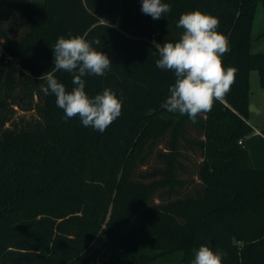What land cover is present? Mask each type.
Segmentation results:
<instances>
[{
	"label": "trees",
	"instance_id": "trees-1",
	"mask_svg": "<svg viewBox=\"0 0 264 264\" xmlns=\"http://www.w3.org/2000/svg\"><path fill=\"white\" fill-rule=\"evenodd\" d=\"M161 2L171 11L153 20L142 0H0V264H192L202 245L222 264H264V130L248 121L251 71L264 88V53L251 51L264 0ZM195 10L219 19L236 72L192 122L161 107L175 75L156 67L155 44L177 42ZM60 36L100 39L112 61L83 77L90 99L108 88L122 102L104 132L63 119L42 90ZM16 107L37 119L15 121Z\"/></svg>",
	"mask_w": 264,
	"mask_h": 264
},
{
	"label": "clouds",
	"instance_id": "clouds-1",
	"mask_svg": "<svg viewBox=\"0 0 264 264\" xmlns=\"http://www.w3.org/2000/svg\"><path fill=\"white\" fill-rule=\"evenodd\" d=\"M141 11L158 20L171 11V6L161 0H142ZM218 25L217 17L199 10L184 13L177 24L184 29L180 39L175 43L155 44L159 53L156 67L172 70L175 75V83L169 87V95L161 105L166 111L187 114L195 122L199 114L210 111L214 101L222 100L230 91L236 69L228 67L225 70L223 66L221 57L230 47L227 37L217 31ZM100 44V39L88 41L79 36H60L51 47L55 67L40 79L47 83L46 87L42 86L43 92L54 94L57 106L64 110L63 119L79 116L85 127L104 132L121 115L122 102L108 88L92 99L84 90L83 77L89 74L104 76L111 67L108 55L93 46ZM60 70L72 74L75 87L71 92H67L54 75ZM225 255L202 245L192 264H222Z\"/></svg>",
	"mask_w": 264,
	"mask_h": 264
},
{
	"label": "rangeland",
	"instance_id": "rangeland-1",
	"mask_svg": "<svg viewBox=\"0 0 264 264\" xmlns=\"http://www.w3.org/2000/svg\"><path fill=\"white\" fill-rule=\"evenodd\" d=\"M252 37V53H264V7L262 4H259L257 7L252 29ZM250 100L251 105H254L256 110L250 109L248 121L256 131H262L264 130V88L261 87L259 72L257 70L251 71L250 75ZM13 117L15 121L25 124L28 123V121H35L37 119L36 111L34 109L24 111L18 107H16V112ZM180 256L181 255L179 254V257ZM169 264L177 263L172 261Z\"/></svg>",
	"mask_w": 264,
	"mask_h": 264
},
{
	"label": "water",
	"instance_id": "water-1",
	"mask_svg": "<svg viewBox=\"0 0 264 264\" xmlns=\"http://www.w3.org/2000/svg\"><path fill=\"white\" fill-rule=\"evenodd\" d=\"M251 110H256L254 105H250Z\"/></svg>",
	"mask_w": 264,
	"mask_h": 264
},
{
	"label": "built area",
	"instance_id": "built-area-1",
	"mask_svg": "<svg viewBox=\"0 0 264 264\" xmlns=\"http://www.w3.org/2000/svg\"><path fill=\"white\" fill-rule=\"evenodd\" d=\"M0 54H1V50H0ZM257 133L261 134V132L259 130H257Z\"/></svg>",
	"mask_w": 264,
	"mask_h": 264
},
{
	"label": "crops",
	"instance_id": "crops-1",
	"mask_svg": "<svg viewBox=\"0 0 264 264\" xmlns=\"http://www.w3.org/2000/svg\"><path fill=\"white\" fill-rule=\"evenodd\" d=\"M250 103H251V100H250Z\"/></svg>",
	"mask_w": 264,
	"mask_h": 264
}]
</instances>
